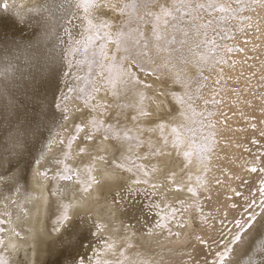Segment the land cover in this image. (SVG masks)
Wrapping results in <instances>:
<instances>
[{
    "label": "bare ground",
    "instance_id": "1",
    "mask_svg": "<svg viewBox=\"0 0 264 264\" xmlns=\"http://www.w3.org/2000/svg\"><path fill=\"white\" fill-rule=\"evenodd\" d=\"M4 2L0 0V221L4 222L0 235L5 243L0 257L7 264H71L72 257L95 264L94 250L102 248L101 238H110L116 241L117 251L124 250L133 259L139 253L154 264H219L218 254L237 232L235 221L243 225L249 215L259 212L253 227L231 245L223 264H264V211L258 206L264 173L248 171L254 166L264 168V6L245 0L250 7L223 22L228 14L214 13L220 18L213 22L217 31L208 29V36L215 46L196 50L209 57L207 64L199 65L204 80L189 51L191 41L183 47L174 45L171 53L157 54L146 17L141 27L148 55L139 59L145 68L156 69V74L132 70L151 87L133 84L125 76L113 88L109 81L118 75L125 53H115L117 64L110 72L106 69L103 77L92 53L99 52L101 45L109 56L115 51L103 32L94 36L87 56L83 51L69 56L73 41L88 35L81 19L71 15L76 9L70 0H6L7 11ZM102 18L113 25L122 19L107 10ZM227 48L233 51L228 53ZM210 49L215 51L214 59ZM131 55L135 56V49ZM169 59L168 68L158 67ZM77 61H83L79 68ZM185 85L193 99L180 104L177 99L185 97ZM69 87L76 91L68 93ZM93 88L99 90L92 92ZM64 93L68 98L62 106L67 113L56 107ZM140 93L147 116L138 113ZM89 119L98 123L89 126ZM161 122L179 126L177 147H173L171 127L163 133L157 128ZM76 124L84 131L75 133ZM128 130L131 140L122 135L115 138L116 132ZM89 132L93 139L84 140ZM72 135L76 139L66 158V142ZM105 135L110 139L105 140ZM16 140L19 149L13 147ZM81 147L85 152L78 154ZM161 147L164 154L156 155ZM185 151L191 153L187 159ZM90 164L94 165L91 175L99 182L89 187L85 168ZM114 164L123 167L112 171ZM66 168L79 169L72 181L58 178ZM37 171L46 176L37 177ZM13 176L15 181L10 179ZM137 178L148 183H133ZM189 187L195 196L187 191ZM253 199L257 206L245 212ZM61 203L71 205L67 225L57 223ZM157 222L164 227H156ZM180 222L184 227L178 226ZM98 223L103 231L94 235ZM101 259L115 257L104 250Z\"/></svg>",
    "mask_w": 264,
    "mask_h": 264
},
{
    "label": "snow or ice",
    "instance_id": "2",
    "mask_svg": "<svg viewBox=\"0 0 264 264\" xmlns=\"http://www.w3.org/2000/svg\"><path fill=\"white\" fill-rule=\"evenodd\" d=\"M72 6L76 9L75 12H72L71 15L78 19H81L84 25V33H87V36H83V39L80 41H73L75 47H71L68 50V55L75 57L77 53L83 51L84 55L87 56L88 54V45L93 42L94 36L99 35L101 32L104 33V40L106 43H112L115 46V51L111 56L108 55L103 45L99 46V52L93 51V62L97 64V66L101 69L99 75L101 77L104 76V72L107 69L109 72L112 68L117 64L116 54L118 52H123L125 55L120 57V64L118 69V75L110 80L112 87L114 88L116 84L123 79V77H127L133 84L140 85L143 88H150L151 85L142 81L139 76L134 72L132 69L136 68L139 70L140 73H144L146 75H155L156 69H148L145 68L144 65L140 61V57H146L148 55V40L145 38L144 31L142 30L141 25L145 22V18H150L149 23L151 24V40L152 46L157 52L160 54L162 52L171 53L173 50L174 45H179L181 47L185 45H189L191 41V46L189 47V51H192L195 55L197 61L198 71L200 72V78L202 80L207 79L202 75L203 69L199 67V65L207 64L209 57L203 54L198 53L196 50L200 49L201 46H207L209 44L215 46V40H212L208 36V29H211L213 32H216L217 29L213 27L214 13H227L228 16L221 19V22L227 20L229 17L235 19L237 14L240 11H243L244 8L250 7L249 5H245V0H167L166 3H162L161 0H70ZM251 3H258L264 6V0H251ZM4 11H7L8 4L5 0L3 4ZM107 10L109 12L115 13L118 17L122 18L121 23L119 25H113L111 22L104 20L103 14L104 11ZM96 13H100V15H96ZM16 23L20 22L19 14H17ZM135 24L136 27L132 28L130 25ZM115 28V31L112 29ZM68 32L67 29H65ZM222 31V29H221ZM259 31V28H257ZM170 33V35H168ZM69 36L71 33L68 32ZM177 36L180 39H177ZM232 38V37H229ZM248 41H245L247 44ZM135 49V56H132V50ZM179 51V48L175 49ZM243 48H237L236 51L242 52ZM212 52L213 59L215 58V51L214 49H210ZM233 51L232 48H227V52L231 53ZM105 61L108 63L105 64ZM126 62V66H125ZM182 63L185 61H181ZM226 61L216 60L215 63H224ZM69 69L73 67L72 60H69ZM83 61H77L76 67L79 68ZM171 63L170 59L165 60L164 63L158 67L168 68L169 64ZM70 73H66L65 75H69ZM79 79V77H76ZM160 77L157 76V79ZM176 80L180 81V74H176ZM219 83V80L216 81ZM186 92L185 97H181L177 99V102L180 104H185L192 101L193 97L187 91L188 85H185ZM99 89L93 88L92 92L98 91ZM68 93L76 91L75 88L69 87ZM80 91H83L81 89ZM92 92L89 93V98L92 96ZM197 92H199V87L197 88ZM174 95V94H173ZM140 105L138 106V113L140 116H147L149 115L148 111L142 106L144 95L140 93ZM68 95L67 93L62 94L61 96V103L56 104V107L59 108L63 113L68 112V108L66 106H62V102L67 100ZM199 98V97H197ZM207 103V101H205ZM85 107H88V103L86 101ZM98 107H110L105 105H99ZM95 110V109H93ZM203 115V113H201ZM209 115H214V113H209ZM64 119H67V115L64 116ZM133 120H136L137 117H133ZM98 122L95 119L87 120V125H96ZM111 127V126H109ZM166 127H171V131L175 134V140L173 141V147H177L181 142L180 139V131L179 126H170L163 122L157 125V128L160 129L161 133H163ZM207 127L212 128L214 125L208 124ZM84 131V128L80 124L75 125V133H80ZM130 130L128 131H118L115 134V138H119L121 135L125 140H131L132 137L129 135ZM264 135V132L261 133ZM57 135H61L57 133ZM105 140L110 139L108 135L103 137ZM76 139V135H72L66 142V149L67 151L64 152V156L67 158L72 142ZM93 136L91 132L86 133L84 136V140H92ZM61 144H65L64 140L58 141ZM168 143L167 138H164V144ZM256 143V141H253ZM138 146V145H136ZM15 149L21 148V144L19 140H16L13 144ZM51 145H49V148ZM85 149L83 147L78 149V154L84 153ZM156 155L164 154L163 147L157 148ZM43 153H41V159L43 158ZM191 153L188 151L184 152V156L187 159L190 157ZM264 155V154H262ZM99 159L103 160L104 157H98ZM147 158V157H145ZM97 159V157H93V160ZM190 162V161H189ZM259 160L257 159V163ZM123 166L120 164H114L111 167L112 171H116L117 168H122ZM131 171V169H128ZM155 171V169H153ZM94 171V165L90 164L85 168V172L88 174L87 176V183L90 187L92 183H98L96 177L92 176L91 173ZM248 171L252 173H256L260 171L264 173V168H257L251 167ZM79 169H65L64 174L60 175L58 178L62 180L72 181L74 178V173H78ZM143 175L146 177L148 175L147 171H144ZM37 177H44L46 173H42L37 171ZM57 177L54 176L53 179ZM239 178V177H237ZM2 179V178H0ZM12 181H15V176L10 178ZM76 183H80V177L76 175L75 177ZM168 179L172 180L173 177H168ZM189 179H191L189 177ZM148 183L147 180H141L137 178L133 181L135 184L140 183ZM218 184L220 181L217 179L216 181ZM151 187L153 189L157 188L156 184H152ZM131 191V189H129ZM188 192L192 193L193 196L196 195L195 190L191 187L187 189ZM232 191L235 192V189ZM259 192V208L261 211H264V179L260 181V185L258 188ZM236 195H241L239 192H236ZM255 196V193H252ZM14 202V201H13ZM182 203V202H181ZM155 207L159 208V205H154ZM257 206V201L253 199L248 206L245 208V212L248 211L249 208ZM235 207V205H232ZM61 208L63 209L60 219L57 221L59 225H67L71 221V216L68 213V209L71 208L70 204H63L61 203ZM259 212H254L248 216L247 221L245 224H241L239 220L235 221V225L237 228V232L233 235L232 239L229 241L228 245H225L224 251L218 254L219 264H223V261L229 258V254L232 251L231 245L238 243L241 241V236L243 232H246L249 228L253 227V224L256 222V217L259 215ZM175 215V211H173V216ZM164 217H161L163 220ZM3 221H0V224H3ZM179 227H184L182 222L179 223ZM264 226V225H262ZM156 227L163 228L164 226L157 222ZM96 233L94 235L103 231V227L98 223L95 225ZM59 231V228L56 229ZM127 231V229H125ZM169 231H171L169 229ZM4 232L3 228H0V234ZM151 235V230L148 233ZM15 235H19L15 233ZM134 237V233L132 234ZM129 237L128 239H131ZM197 240H200L201 244H205L206 241L202 240L200 237H196ZM4 239L2 235H0V248L4 246ZM102 244V248H98L94 250V255L96 256L95 264H154V261H150L148 259H144L140 256L139 253L136 254V258H130L126 255L124 250L117 251V243L114 240L110 241V238H101L99 242ZM130 243H127V247H131ZM104 250H108L111 252V255L115 257L114 260L110 259H101L104 255ZM90 259V258H89ZM0 264H7L2 257H0ZM71 264H83L82 260H77L76 257L71 258ZM91 264V262H90Z\"/></svg>",
    "mask_w": 264,
    "mask_h": 264
}]
</instances>
